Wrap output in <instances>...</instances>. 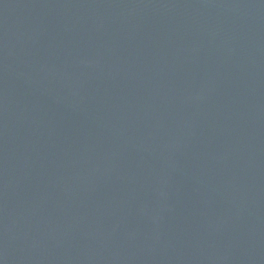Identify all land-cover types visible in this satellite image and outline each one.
I'll return each instance as SVG.
<instances>
[{"label": "water", "instance_id": "water-1", "mask_svg": "<svg viewBox=\"0 0 264 264\" xmlns=\"http://www.w3.org/2000/svg\"><path fill=\"white\" fill-rule=\"evenodd\" d=\"M0 264H264V0H0Z\"/></svg>", "mask_w": 264, "mask_h": 264}]
</instances>
